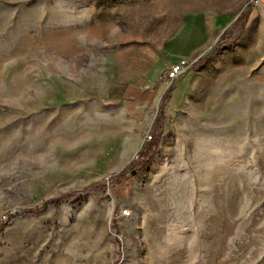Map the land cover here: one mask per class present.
Listing matches in <instances>:
<instances>
[{
    "label": "rangeland",
    "instance_id": "374dc122",
    "mask_svg": "<svg viewBox=\"0 0 264 264\" xmlns=\"http://www.w3.org/2000/svg\"><path fill=\"white\" fill-rule=\"evenodd\" d=\"M3 222L0 264H264V0H0Z\"/></svg>",
    "mask_w": 264,
    "mask_h": 264
},
{
    "label": "trees",
    "instance_id": "16d2710c",
    "mask_svg": "<svg viewBox=\"0 0 264 264\" xmlns=\"http://www.w3.org/2000/svg\"><path fill=\"white\" fill-rule=\"evenodd\" d=\"M230 43H231V41L226 39V36L223 37L221 39L219 45L216 46L213 53L214 54L220 53L224 49V47L229 45ZM141 82H142V80H139L136 84L141 85L142 84ZM168 97H169V94L166 97L165 101L162 103V110L161 111H164ZM160 120H161V117H160ZM152 138L153 139H151V141H149L147 143L146 147L142 151L139 152L137 159H134L133 161H131V163L126 165L119 173L112 175L108 179L109 184L118 185L120 182H122V180L127 178V176L129 175L130 172L134 173L135 171H140L146 165V163L150 160L153 152L155 151V149L157 148V146L159 145V142H160V136L159 135H156L155 137L153 136ZM105 185H106L105 183L91 185V186H88L87 188H85L84 190L80 191V193H89V192L94 191V190H99V189H102ZM61 199H62L61 197L50 198V199L44 201L42 206L39 209H37V208H24L20 211V213L40 211V210L44 209L45 207H47L49 204L59 203L61 201ZM13 215H10V216H13ZM5 224H6V222H3L0 225V231L3 229Z\"/></svg>",
    "mask_w": 264,
    "mask_h": 264
},
{
    "label": "built area",
    "instance_id": "2783aa9c",
    "mask_svg": "<svg viewBox=\"0 0 264 264\" xmlns=\"http://www.w3.org/2000/svg\"><path fill=\"white\" fill-rule=\"evenodd\" d=\"M183 69H184V62L172 66L168 71V79L170 80L176 79L177 77H179V75L182 74ZM126 214H129V212L126 211Z\"/></svg>",
    "mask_w": 264,
    "mask_h": 264
},
{
    "label": "water",
    "instance_id": "95a60500",
    "mask_svg": "<svg viewBox=\"0 0 264 264\" xmlns=\"http://www.w3.org/2000/svg\"><path fill=\"white\" fill-rule=\"evenodd\" d=\"M134 173H136V171Z\"/></svg>",
    "mask_w": 264,
    "mask_h": 264
}]
</instances>
